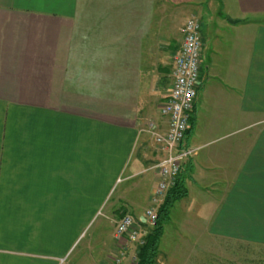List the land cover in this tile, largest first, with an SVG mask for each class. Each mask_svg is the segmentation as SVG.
I'll return each mask as SVG.
<instances>
[{
    "label": "crops",
    "instance_id": "0c3cea01",
    "mask_svg": "<svg viewBox=\"0 0 264 264\" xmlns=\"http://www.w3.org/2000/svg\"><path fill=\"white\" fill-rule=\"evenodd\" d=\"M211 2L185 139L198 151L156 263L223 238L264 244V0H0V264H65L115 187L86 264H117V220H142L159 182L147 128L168 129L182 28Z\"/></svg>",
    "mask_w": 264,
    "mask_h": 264
},
{
    "label": "built area",
    "instance_id": "2783aa9c",
    "mask_svg": "<svg viewBox=\"0 0 264 264\" xmlns=\"http://www.w3.org/2000/svg\"><path fill=\"white\" fill-rule=\"evenodd\" d=\"M200 29V19L196 16H192L182 28L183 40L174 58L171 74L172 88L161 106V114L168 120V129L166 132L159 131L155 122H151L147 128L157 148L165 154L153 167L160 175L159 182L152 196V205L144 211L142 220L130 213L123 214L117 220L114 233L118 246L117 264L123 262L131 244L138 246L144 243V225L155 226L158 210L169 190L179 180L183 164L197 154L198 148L187 147L185 139L190 130L201 78L203 42ZM132 255L130 264H138L137 253Z\"/></svg>",
    "mask_w": 264,
    "mask_h": 264
},
{
    "label": "rangeland",
    "instance_id": "374dc122",
    "mask_svg": "<svg viewBox=\"0 0 264 264\" xmlns=\"http://www.w3.org/2000/svg\"><path fill=\"white\" fill-rule=\"evenodd\" d=\"M215 6L216 5L211 2L209 9L205 7L203 14L199 16V18L201 19L203 33H206L207 29L210 30L211 28H213L211 26V22L217 21L218 17H220L221 7L216 8ZM213 29H215V27ZM142 175L140 177L148 178L151 175V172L148 171ZM140 177H138L137 179H139ZM119 188L121 189V187ZM117 194H118V188L115 187L110 198V203L107 204L108 202L107 201L104 204V206H102L99 214L96 215L94 222L85 230L83 236L78 241V244L74 247L71 254L67 258L65 264H86L87 262H89L88 259L91 253L89 247L90 245L93 247L96 245L95 242L100 237L99 233L102 230L101 228L102 226H100V224L101 223L104 224L106 222L105 215L109 210V205L115 201ZM110 214H109L110 216L113 215V213ZM115 220H116L115 217L114 218L111 217L107 219V226L109 229H111V227L115 225ZM103 227L105 228V226ZM147 228H152V227H147ZM145 229L143 236L147 234L145 233ZM113 236L115 238V234H113ZM205 246H206L205 249H199V248L194 249L193 247H191L189 249H184L177 252V256L175 255L176 258L172 259L171 264H263L264 263V246L261 245H250V243L244 244L234 239L230 240L223 238L220 243H218L217 241L215 242V244L208 243ZM137 248H138L137 245L131 244L130 245L131 252L130 251L127 252L128 255L127 254L126 255L130 256L131 254L137 253ZM111 255L112 257L116 256V254H112V253ZM112 257L108 258L107 261H112Z\"/></svg>",
    "mask_w": 264,
    "mask_h": 264
},
{
    "label": "trees",
    "instance_id": "16d2710c",
    "mask_svg": "<svg viewBox=\"0 0 264 264\" xmlns=\"http://www.w3.org/2000/svg\"><path fill=\"white\" fill-rule=\"evenodd\" d=\"M188 191L184 184V180L179 178L177 180L175 186H173L164 202L160 206L158 210V220L149 231L145 237H144V243L141 245H138L137 248V258H138V264H156L157 257L159 254V247L161 243V238L164 233V225L168 223L169 216L171 213L172 208L174 207L175 203L185 197L187 195ZM250 245H261L262 244H250ZM264 264V263H263Z\"/></svg>",
    "mask_w": 264,
    "mask_h": 264
}]
</instances>
